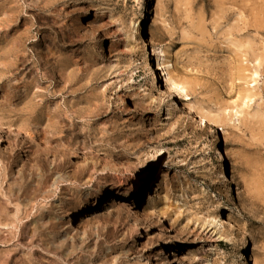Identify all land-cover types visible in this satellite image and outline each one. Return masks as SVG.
<instances>
[{"label":"rangeland","instance_id":"obj_1","mask_svg":"<svg viewBox=\"0 0 264 264\" xmlns=\"http://www.w3.org/2000/svg\"><path fill=\"white\" fill-rule=\"evenodd\" d=\"M147 8L148 0H0V124L26 135L0 137V209L8 211L0 223L12 231L0 232V264H264V0L156 3L147 40L169 50L188 95L174 93L167 122L133 32ZM20 41L14 66L1 48ZM184 105L205 111L216 133ZM41 143L67 160L43 157ZM99 160L147 174L142 202L168 229L145 223ZM49 162L61 167L53 187ZM223 170L232 197L219 183ZM19 172L38 192L21 202L8 189ZM17 209L21 222H10ZM41 210L49 219L30 238Z\"/></svg>","mask_w":264,"mask_h":264},{"label":"bare ground","instance_id":"obj_2","mask_svg":"<svg viewBox=\"0 0 264 264\" xmlns=\"http://www.w3.org/2000/svg\"><path fill=\"white\" fill-rule=\"evenodd\" d=\"M158 1L159 0H148V8L146 9L145 13L142 16V21L137 26L134 25L133 32H134L135 37L137 39V43L139 45L141 55L144 56V61L146 62L147 68L149 70L148 77H147L149 85L153 89V91L157 93V100L161 104H163V121L167 122L169 120L170 116L174 112L177 111V104H176V101L174 100V93L175 94H176V92L181 93V94L185 93L184 94L185 97H187L188 95L186 93V90H185L183 84L177 79V77L174 74V65H173V62L170 58L169 50L164 49L161 46L150 45V43L148 42L147 37H146L147 36V30H148L147 21L150 20V17L153 14L152 12L155 10L156 3ZM11 21H13V20H11ZM23 37H24V34L21 33L20 38L23 39ZM25 48L26 47H24L23 42L20 41V43L18 45L11 46V47H9L8 43H7L5 46H3L1 48V51H3L2 55L4 56V58H6V57L8 58L9 56H12V58L14 60L13 65L16 66L18 59L19 58L21 59L24 57L23 53H24ZM19 61H21V60H19ZM0 66H2V65H0ZM11 67H10V69H11ZM121 91H122V95L125 96L126 92L123 90H121ZM150 102H154L153 98L150 99ZM128 104H129V107L133 110L138 108V105H137V103H135V101L128 102ZM183 109L185 110V112L187 114L192 115L193 120L195 121L197 126H201L203 128H208L210 132L212 131L213 133H216V132H214V129L211 127V126H213V123H214L213 120H211L208 117V115L206 114V112L203 111L201 108H199L195 105H184ZM49 121H50V119L47 120V122H49ZM5 129H8L9 131L15 132V134L17 136L26 137V135H23V133H21L19 130L15 129L14 127L3 126L1 124H0V137L3 135V132ZM212 143L214 146L220 147V139L217 135H215V140ZM52 147H53V145H52ZM57 147L59 150H63V145H59ZM163 151H164L163 149L159 150L160 153H163ZM39 153L43 157L48 158V159L53 158V160H61V161L67 160L65 158L66 155L63 151L56 152V151L52 150L50 148V146H48V144L45 145V144L41 143ZM220 157H221V162L224 163V161L226 160L225 159L226 157H225V154L223 152H221ZM83 160L85 162H87V159L83 158ZM105 162L102 160H99L97 162V169H99L100 172H102V174L104 176H116L122 180V183H124L126 185L129 196L134 200L132 206H133V208H135L137 213L141 216V219H143V221H145V223L156 224L162 230L168 229V227L166 226L167 224H165L163 219H162V215L157 214V216H156V214H154V212L152 211L150 205L142 202V195L148 186V180L149 179H148V176H146L147 174L144 175L143 177L140 175L129 176L126 173L125 168L120 163H115L114 161H109V163H105ZM58 168H61V167L60 166L56 167L51 163L47 166V173L50 174V177H53L52 187L60 179H62V177L60 178L59 175L54 174L55 169H58ZM218 180H219V183L221 184L222 187L228 189V193L231 194V197L236 194L237 189L234 187V184L230 181V178H229L226 170H223V172H221L219 174ZM27 181L28 180L26 179V177L21 172H19L17 174V176H13L12 181L9 183V186H8L9 193H11L10 197H12L16 201L18 200L19 202H21L23 199L26 201V200L30 199L31 196H35L36 194H38V192L36 190L33 192H30L31 187ZM20 199H22V200L20 201ZM7 213H8V211L6 208L0 209V216L1 215L6 216ZM22 215H24L22 210L17 209L15 211V213L12 215V220L10 222L20 223ZM35 215L36 216L33 219L32 223H30V227L32 229V233H31L32 235L30 238H32V236L35 237V236H41L42 235V233H41L42 228H43L42 220L45 219L46 217H47V219H49V216H47V215H50V214H48L47 212L45 213L44 211L41 210V211H39V213H37ZM214 223L216 226H218V223H216L215 219H214ZM15 227L17 228V226H15ZM30 227L28 226V227H25L24 229L30 230L29 229ZM19 228H20V233L22 235L25 232H27L24 230V233H22L23 228L21 226ZM169 229H170V227H169ZM1 231H7V233L9 235L12 233L11 229L9 228V225H1V223H0V232ZM172 231L175 234L177 233L176 229H172ZM26 235H28V234H26ZM131 235H133L134 240L141 237L140 234L138 233V231L133 227L131 228ZM218 238H220V236ZM167 245H168L169 250H170V252L168 254L169 255L171 254V256H175L176 250H177V245H176L175 241L172 238H167ZM51 246H52V248H54L56 250H62L64 252L63 245L54 246L53 244H51ZM70 255H71V252L67 253V255H65V256H70ZM247 258H248V256H247ZM247 260H250V258H248ZM205 264H208L207 260L205 261ZM241 264H248V263L245 260Z\"/></svg>","mask_w":264,"mask_h":264}]
</instances>
